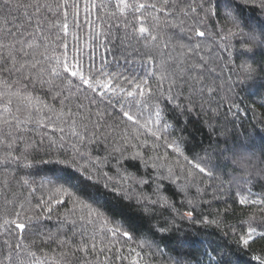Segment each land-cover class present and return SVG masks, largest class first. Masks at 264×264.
<instances>
[{
	"label": "trees",
	"instance_id": "1",
	"mask_svg": "<svg viewBox=\"0 0 264 264\" xmlns=\"http://www.w3.org/2000/svg\"><path fill=\"white\" fill-rule=\"evenodd\" d=\"M45 2L33 47L15 54L23 72L0 73V262L264 264V0H185L174 17L161 0ZM144 81L153 95L133 87ZM46 161L90 173L91 198ZM81 200L103 217L89 223Z\"/></svg>",
	"mask_w": 264,
	"mask_h": 264
},
{
	"label": "snow or ice",
	"instance_id": "2",
	"mask_svg": "<svg viewBox=\"0 0 264 264\" xmlns=\"http://www.w3.org/2000/svg\"><path fill=\"white\" fill-rule=\"evenodd\" d=\"M162 4L168 6V15L175 16V13L171 11L173 7L176 8V12H179L180 5H182L185 0H161ZM22 4H25L26 7H20L19 5L14 6L13 0H0V5L7 6V24L4 23V11L0 10V73L3 74H13L16 72H23V68L26 67V65L19 64L15 59V54L18 53L20 55H27V52L25 51V46L28 48L33 47L31 43V39L36 36V34L40 31V28L42 27V21L45 19V14L51 11V5L46 3L45 0H21ZM122 3L126 4V0H122ZM57 4L59 5V0H57ZM139 9H145L151 8L155 12H163L164 10L162 8H157L154 3L145 5L144 3H140L137 6ZM189 12H195L196 9L194 7H190L188 9ZM123 14V13H122ZM67 15V13H65ZM12 17H15V19H12ZM65 28L67 25L64 26ZM139 35L142 37H147L148 33L146 32L144 27L139 28ZM195 36L198 37H204L205 33L202 31H195ZM152 40H155L156 37L152 36L150 37ZM42 55V54H41ZM149 64H151V61H148ZM11 65V67H9ZM32 67H35V65H32ZM73 67H76V65H73ZM193 71H195V66H193ZM63 72L68 73L71 77L77 79L80 81L81 85L83 87L91 88L93 91H95V88L91 83H89V79L84 75L83 68H78L77 70H73L69 72V67L64 66ZM53 75H59V73H53ZM150 75V73H149ZM189 77H185V83H187V80ZM8 81L2 79V75H0V87H3L6 85ZM147 86V82L144 81V86H141L139 84L133 85L134 88L139 90V96H146V95H153L151 91L145 92L144 88ZM180 87L179 84H173L170 83L168 86V90L171 91L172 87ZM101 88H104V91L99 92L98 94L103 97L106 92H108L109 88H112L111 81L108 82V87L105 88L104 85H100ZM113 92H115V89H113ZM129 97H136L137 92L135 91H127L126 93ZM3 99V96H0V100ZM110 102V101H109ZM5 109H0V111H6ZM123 118L130 121L132 124H136L137 121L134 119L133 115L128 114L127 112L121 113ZM152 114H150L151 116ZM161 119V112L155 111L154 113V120L158 121ZM10 123L9 121H5V126ZM5 126H0V133H4L5 135L11 136V132L6 131ZM141 127H144L143 125ZM55 131V129H53ZM150 135L155 136V132H150ZM5 147L10 148L11 145H6ZM175 151V149H173ZM132 159H135L133 157ZM5 163L4 160H0V164ZM45 163H53L56 165H59L58 168H50L49 171L53 173L54 176L57 177V179L64 180L65 183H68L70 187L75 188L77 191L81 192L82 196H88L91 198V193L87 191L89 185L95 184L96 181H94L91 177V174L85 175L83 172H81L79 169H72L70 164H63L61 165L59 161H46ZM26 167H30V165H25ZM193 167H197L198 171L204 174L205 169L199 168L197 165H193ZM87 171V170H85ZM75 173V174H73ZM77 181V183L72 184V181ZM83 185V187H81ZM106 187V186H105ZM71 195V194H70ZM113 195H121L120 193H113ZM121 198H123L121 196ZM60 203H63V201H59ZM84 208L88 210V222L91 223V216L93 214L98 215L99 217H103V206L100 205L98 209H92L90 205L87 202L80 201ZM98 203V201H97ZM243 203V201H241ZM50 211V209H49ZM16 216L19 217L20 213L17 212ZM4 224L9 225L10 227H14L18 233H23L25 230V224L22 221L13 219L11 221H4ZM111 235L116 236L119 235L123 237L124 239L131 240L132 237L128 235L127 232H117L115 229H109L108 230ZM249 236L254 235V233H249ZM243 245L247 246L250 241L248 239L242 240ZM19 247V245H17ZM93 250H95L96 245H92ZM86 251V250H85ZM101 251H104V249H101ZM2 264V262H0Z\"/></svg>",
	"mask_w": 264,
	"mask_h": 264
}]
</instances>
